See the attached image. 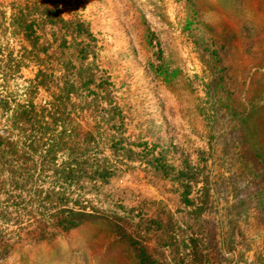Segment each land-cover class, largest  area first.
Returning a JSON list of instances; mask_svg holds the SVG:
<instances>
[{"label": "trees", "instance_id": "trees-1", "mask_svg": "<svg viewBox=\"0 0 264 264\" xmlns=\"http://www.w3.org/2000/svg\"><path fill=\"white\" fill-rule=\"evenodd\" d=\"M62 4L0 0V264L81 228L119 264H264L248 235L252 219L264 240V101L212 85V104L196 105L206 149L192 159L149 126L136 140L96 34ZM215 145L234 191L223 219L208 165ZM125 181L159 186L162 199L131 196Z\"/></svg>", "mask_w": 264, "mask_h": 264}, {"label": "rangeland", "instance_id": "rangeland-1", "mask_svg": "<svg viewBox=\"0 0 264 264\" xmlns=\"http://www.w3.org/2000/svg\"><path fill=\"white\" fill-rule=\"evenodd\" d=\"M63 1L66 12L75 9L96 34L100 67L121 104L129 107L128 129L136 140L140 125L149 126L163 143L182 148L192 159L194 147L206 149L209 125L196 105L212 104V85H224L240 103L262 105L264 0ZM229 126L226 121L216 129ZM173 158L179 160L178 154ZM226 163L215 145L208 165L212 199L221 219L234 200L233 189L227 193L221 181ZM125 182L131 196L162 199L159 186ZM250 225L256 253L264 254V240L252 219ZM91 234L92 229L81 228L51 244L25 246L2 264H119L112 250L91 242ZM226 258L231 260L230 254Z\"/></svg>", "mask_w": 264, "mask_h": 264}]
</instances>
